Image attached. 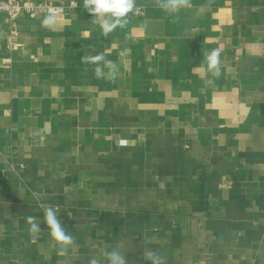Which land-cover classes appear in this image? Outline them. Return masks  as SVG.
<instances>
[{
  "label": "crops",
  "instance_id": "obj_1",
  "mask_svg": "<svg viewBox=\"0 0 264 264\" xmlns=\"http://www.w3.org/2000/svg\"><path fill=\"white\" fill-rule=\"evenodd\" d=\"M37 1L77 8L52 29L20 16L14 52L0 16V264H88L113 248L150 264L145 247L166 264H264V0L174 14L135 0L142 14L107 37L83 0ZM214 48L219 78L203 59ZM99 53L115 79L81 63ZM46 206L74 237L62 255Z\"/></svg>",
  "mask_w": 264,
  "mask_h": 264
},
{
  "label": "clouds",
  "instance_id": "obj_2",
  "mask_svg": "<svg viewBox=\"0 0 264 264\" xmlns=\"http://www.w3.org/2000/svg\"><path fill=\"white\" fill-rule=\"evenodd\" d=\"M157 5L169 14L178 12L181 8L187 7L190 0H156ZM135 7V0H83V8L92 15L93 22L98 24L102 35L107 37L109 33L114 31L117 27H124L127 24V14L133 11ZM60 9L50 8L48 14L44 16L41 21V26L45 29H52L57 24V17ZM125 53H121L124 55ZM221 49L214 48L211 51L203 53V59L207 65V71L213 77L219 78L221 75L220 69ZM81 63L96 65L94 72L97 79L105 77L104 67L109 68L108 77L115 79L117 69L112 61L106 60L104 54L83 55L80 57ZM213 80L205 81V86L212 85ZM43 223L46 224L50 230L51 246L57 247L58 254L67 252L68 247L74 244V237L69 233L61 220L58 218L57 211L52 206H46L43 209ZM26 223L29 227V235L31 239L36 240L39 237L41 228V221L35 216H28ZM150 243V241H149ZM104 261L98 256L89 258L88 264H128L127 257L121 252L119 248H113L102 253ZM144 260L150 264H166L165 258L158 250L145 247L142 253Z\"/></svg>",
  "mask_w": 264,
  "mask_h": 264
},
{
  "label": "built area",
  "instance_id": "obj_3",
  "mask_svg": "<svg viewBox=\"0 0 264 264\" xmlns=\"http://www.w3.org/2000/svg\"><path fill=\"white\" fill-rule=\"evenodd\" d=\"M50 8L60 9L58 16H62L77 8L76 2L71 1L68 5H55L49 2L37 0H0V16L4 17L7 25V43L8 49L14 52L18 49L19 44L16 42L17 30L15 23L17 19L24 15L30 19H36L48 14ZM133 17H138L142 14L140 9H133L129 12ZM10 59H4V62H9ZM123 142H120L122 145Z\"/></svg>",
  "mask_w": 264,
  "mask_h": 264
}]
</instances>
